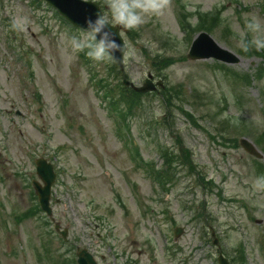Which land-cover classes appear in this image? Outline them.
I'll return each instance as SVG.
<instances>
[{"label": "rangeland", "instance_id": "374dc122", "mask_svg": "<svg viewBox=\"0 0 264 264\" xmlns=\"http://www.w3.org/2000/svg\"><path fill=\"white\" fill-rule=\"evenodd\" d=\"M88 1L106 11V0ZM251 16L264 22V0H167L121 33L134 55L113 71L72 51L83 30L51 6L0 0V264H76L79 247L99 264H218V248L233 264H264V189L254 188L264 177V51L238 46ZM200 33L238 63L188 59ZM150 74L177 91L175 106L162 89L130 112L105 105L106 88L117 97L122 81L139 88ZM178 146L192 170L163 172L162 185V151ZM41 157L58 175L51 206L66 242L38 209Z\"/></svg>", "mask_w": 264, "mask_h": 264}, {"label": "clouds", "instance_id": "9594fccd", "mask_svg": "<svg viewBox=\"0 0 264 264\" xmlns=\"http://www.w3.org/2000/svg\"><path fill=\"white\" fill-rule=\"evenodd\" d=\"M166 7L167 0H106V11L98 10L86 18L83 33L71 38V49L75 53L83 52L94 63L130 59L134 55L132 47L122 40L118 43L117 36L138 29L146 18L158 17ZM12 28L20 30L22 25L13 21ZM244 30L245 34L238 40L240 49L245 53L264 51V22L251 16L245 20ZM254 188L264 189V177L256 180Z\"/></svg>", "mask_w": 264, "mask_h": 264}, {"label": "water", "instance_id": "95a60500", "mask_svg": "<svg viewBox=\"0 0 264 264\" xmlns=\"http://www.w3.org/2000/svg\"><path fill=\"white\" fill-rule=\"evenodd\" d=\"M48 5L52 6L55 10H58L59 14L68 22H71L75 27L84 29L85 20L88 17H92L98 10H101L100 7L94 2H87L85 0H44ZM115 31V30H113ZM124 42L121 36H117V42ZM187 57L190 60H206L209 58H214L215 60L222 61L226 64L228 63H238V58L233 55L231 52L221 48L214 40L210 37L208 33H200L192 43V47L187 54ZM119 58V57H118ZM115 63L118 64L121 70L124 69V61L121 62L117 60ZM145 84L142 87L136 88L133 84L127 81H123L125 86L131 85L136 92L149 93L154 91L156 87H162L163 82H158L156 85L152 81V74L148 76L145 80ZM242 147L253 156L262 158L263 155L259 152L254 144H251L247 139L240 141ZM37 164V175L43 181L41 186L38 182H35L36 194L40 200V207L43 209L49 216H52V209L50 208L51 200V191L53 183L55 182L56 175L54 172L53 165L48 163L46 159L41 158L36 161ZM56 230L61 232L64 238L67 237L68 231H60V224H56ZM182 229H178L176 236H179ZM214 235V233H213ZM218 241L215 240V244ZM77 264H98L91 252H88L86 249H81L77 252ZM219 264H230L227 258H224L222 254L218 256Z\"/></svg>", "mask_w": 264, "mask_h": 264}, {"label": "trees", "instance_id": "16d2710c", "mask_svg": "<svg viewBox=\"0 0 264 264\" xmlns=\"http://www.w3.org/2000/svg\"><path fill=\"white\" fill-rule=\"evenodd\" d=\"M36 2L41 3L40 0H36ZM112 65V70L117 71V65H115L114 63ZM99 82L103 85L105 84L103 79H99ZM105 90L106 92H104V98H107V100L109 101V105H111V108H113L115 111L122 105V103H124L127 105L128 112H130L133 108L140 107L141 98L147 96L146 94L136 93L131 88L125 89L124 87H121V90L119 92L120 94L117 97H111L110 93L112 92V88H106ZM176 94L177 91L175 89H173V91H169L167 88H162L163 101L165 100L166 102H169L171 106H175L176 102L179 101L178 99H175ZM177 109L185 115L182 107L178 106ZM120 114L122 117H124V114L122 112H120ZM178 147L176 150L165 149L164 151H162L161 157L165 159V162L161 167H159L158 171L154 175V178H156V180L158 179L157 182L162 185L166 184L163 172H167L168 176H170V180H174L177 174V168L185 165L187 166V168L191 169L193 158L191 156L190 150L188 148L186 149L185 147ZM146 170L151 173L155 170V166L153 168H149V166L146 165Z\"/></svg>", "mask_w": 264, "mask_h": 264}, {"label": "flooded vegetation", "instance_id": "af4514ba", "mask_svg": "<svg viewBox=\"0 0 264 264\" xmlns=\"http://www.w3.org/2000/svg\"><path fill=\"white\" fill-rule=\"evenodd\" d=\"M175 243H176V241H175Z\"/></svg>", "mask_w": 264, "mask_h": 264}]
</instances>
